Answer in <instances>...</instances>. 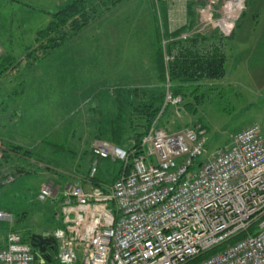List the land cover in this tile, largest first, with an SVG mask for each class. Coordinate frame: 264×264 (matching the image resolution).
<instances>
[{
	"label": "rangeland",
	"instance_id": "374dc122",
	"mask_svg": "<svg viewBox=\"0 0 264 264\" xmlns=\"http://www.w3.org/2000/svg\"><path fill=\"white\" fill-rule=\"evenodd\" d=\"M70 1L0 0V62L11 57L0 71V158L2 152L8 154L6 160L0 159V211L8 214L0 218V241L11 229L39 233L58 220L53 203L59 198L41 203L37 191L52 182L57 192L88 171L90 144L99 138V129L107 130L118 90H152L155 94L161 86L154 63V15L159 16L162 28L164 22L161 7L151 0H105L106 4L98 0L94 17L80 33L35 61L25 57L27 48L36 47L37 31ZM163 1L169 30L182 25L189 29L188 23L194 21L182 37L210 32L213 24L204 27L201 14L214 9V18L222 12L236 17L231 32L224 35L227 50L264 51V0H231L230 4L227 0ZM189 1L196 4L193 19L185 10ZM41 52H33V57ZM255 85L241 80L233 89L222 90L224 96L212 103L209 94L195 106L192 100L187 105L184 101L170 105L166 112H159L161 128L176 132L194 122L204 124L208 154L225 146L231 133L251 125L258 126L264 140V89ZM139 99L136 95L135 100ZM48 144H58L63 150ZM118 167L103 161L94 179L108 185Z\"/></svg>",
	"mask_w": 264,
	"mask_h": 264
},
{
	"label": "built area",
	"instance_id": "2783aa9c",
	"mask_svg": "<svg viewBox=\"0 0 264 264\" xmlns=\"http://www.w3.org/2000/svg\"><path fill=\"white\" fill-rule=\"evenodd\" d=\"M209 10L201 24L229 35L236 17L222 12L214 18L217 11ZM181 101L166 90L162 109ZM207 143V130L198 123L169 132L153 122L140 151L92 140L82 176L91 186L69 182L57 190L54 253L33 252L9 231L0 264H264L261 131L256 125L238 130L210 154ZM103 161L119 165L118 177L94 185ZM57 192L46 182L36 198L43 202ZM6 215L0 211V218Z\"/></svg>",
	"mask_w": 264,
	"mask_h": 264
},
{
	"label": "trees",
	"instance_id": "16d2710c",
	"mask_svg": "<svg viewBox=\"0 0 264 264\" xmlns=\"http://www.w3.org/2000/svg\"><path fill=\"white\" fill-rule=\"evenodd\" d=\"M97 1L98 0H72L60 7L51 15L48 23L37 31L36 47L32 49L30 47L27 48V50L30 51L26 52L25 57H31V60L35 61L42 55L64 44L72 36L80 33L87 27L91 20L90 18L94 17L93 13L96 11L97 7L95 3H97ZM99 1L103 2V0ZM108 1L111 3L118 2V0ZM151 2L153 4L155 3L156 7H161V15L164 22V28H162L161 24H158V22H160L159 16L156 17L154 15V63L157 81H159L161 86H159V90H157L155 94L151 93L152 90L140 91L138 89H130L125 92L118 90L115 96L116 109L110 120V124L107 130L99 129V138H95L104 139L125 149H136L137 151H140L141 138L147 133L153 122L157 127H163L160 121L162 116L158 118V115L163 106L165 90H168L172 96L180 95L182 101H184L186 105L188 103L187 101L192 99L193 106H195V103L199 102L200 97L211 94L210 89L212 90V87L210 88L207 83L211 80L221 78L225 72V56L223 51L226 47L227 36H224L217 27H212L213 25H211L210 32L201 30L182 37L183 33L192 28L194 21L188 23L191 25L189 29H187V26L182 25L174 30H169L165 24V12L162 9L164 8L163 5L165 2L163 0H151ZM194 3L193 1H189L185 7L186 14L192 19L195 14L196 4ZM104 4H106L105 0ZM239 16L241 17V15ZM35 51H42V54L33 57V52ZM2 61L3 66L0 67V71L3 68L6 69V63L4 64V62L8 64L11 61V57L6 56ZM222 94L224 95V92H222ZM136 95L139 96L140 99L143 96L145 100L139 99V101H136ZM188 97H191V99H188ZM169 106L170 105L164 106L161 112H166ZM125 121L128 122V126ZM132 122L136 123L132 124ZM201 125L205 127L204 124ZM48 145L56 150H63V147L58 144ZM27 153L28 151H25L21 154L25 156ZM7 155L8 154L2 152L0 159L3 161L6 160ZM90 159L91 155L89 157V160ZM2 160H0V167ZM117 177L118 173L110 182L117 179ZM95 180L96 179H93L92 183L98 185V181ZM2 187L3 185L0 180V188ZM50 201L52 202L53 199L38 202L44 203ZM53 204L58 214L59 200ZM59 226L60 222L55 218L53 224L50 225L49 228L56 229ZM6 227L7 224L5 223L4 228ZM10 231L18 232L23 242H28L27 235L32 233L30 229H11ZM244 235L245 233L239 235L237 238ZM232 241L234 240L228 243ZM4 246L5 238L0 241V249ZM215 250L217 249H213L211 252ZM32 251L36 252L34 249H32Z\"/></svg>",
	"mask_w": 264,
	"mask_h": 264
},
{
	"label": "crops",
	"instance_id": "0c3cea01",
	"mask_svg": "<svg viewBox=\"0 0 264 264\" xmlns=\"http://www.w3.org/2000/svg\"><path fill=\"white\" fill-rule=\"evenodd\" d=\"M223 53L225 56L224 75L217 80H211V82H209L211 83V87H212L211 103L215 99H219L224 96L221 92L222 90L227 88L233 89L235 87L234 85H236V82L241 80H245V81L248 80L252 84L256 83L258 85L255 86L264 89V51H260V52L253 51L243 54L239 50L232 52L231 49L227 50L225 48ZM251 69L253 70L250 71ZM238 96L239 95H236V97ZM189 98L191 99V97H188V99ZM185 108L186 107H184L183 110ZM184 112L186 111L184 110ZM231 134L228 136L226 140V144L229 143ZM84 174L85 173L80 174L77 178H73L69 180V182H76L77 184H80L85 190H87L91 185L88 182L82 181L83 180L82 176ZM58 198H60V195L57 192L55 196L50 199H58Z\"/></svg>",
	"mask_w": 264,
	"mask_h": 264
},
{
	"label": "water",
	"instance_id": "95a60500",
	"mask_svg": "<svg viewBox=\"0 0 264 264\" xmlns=\"http://www.w3.org/2000/svg\"><path fill=\"white\" fill-rule=\"evenodd\" d=\"M51 233H52L51 229L44 230L41 233H32L29 237L28 243L33 249H36L38 253H41L43 255L44 251L40 247V245L42 244L44 237H46L47 235Z\"/></svg>",
	"mask_w": 264,
	"mask_h": 264
},
{
	"label": "flooded vegetation",
	"instance_id": "af4514ba",
	"mask_svg": "<svg viewBox=\"0 0 264 264\" xmlns=\"http://www.w3.org/2000/svg\"><path fill=\"white\" fill-rule=\"evenodd\" d=\"M48 229H51L52 230V233L49 234V235H47L46 237H44V239H43L42 244L40 245V247L43 249V251L46 254H51L52 252H54V250L56 248V240H55L54 235H53V229L47 227V228H44L41 231H39V233H41L44 230H48ZM31 234L32 233H30V234L27 235L28 236V240H29V237H30Z\"/></svg>",
	"mask_w": 264,
	"mask_h": 264
}]
</instances>
